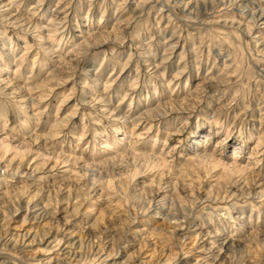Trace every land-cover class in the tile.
I'll use <instances>...</instances> for the list:
<instances>
[{
  "label": "rangeland",
  "instance_id": "rangeland-1",
  "mask_svg": "<svg viewBox=\"0 0 264 264\" xmlns=\"http://www.w3.org/2000/svg\"><path fill=\"white\" fill-rule=\"evenodd\" d=\"M259 10L0 0V264H264Z\"/></svg>",
  "mask_w": 264,
  "mask_h": 264
},
{
  "label": "bare ground",
  "instance_id": "bare-ground-1",
  "mask_svg": "<svg viewBox=\"0 0 264 264\" xmlns=\"http://www.w3.org/2000/svg\"><path fill=\"white\" fill-rule=\"evenodd\" d=\"M259 11H260V10H259ZM259 11H258V12H259ZM259 14H260V17H264V10L260 11ZM258 16H259V15H258ZM263 22H264V21H263Z\"/></svg>",
  "mask_w": 264,
  "mask_h": 264
}]
</instances>
